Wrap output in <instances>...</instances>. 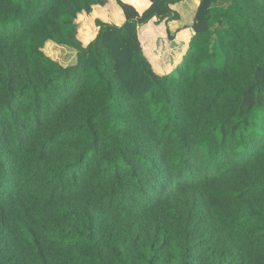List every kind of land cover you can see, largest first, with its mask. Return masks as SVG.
Instances as JSON below:
<instances>
[{
    "label": "trees",
    "instance_id": "obj_1",
    "mask_svg": "<svg viewBox=\"0 0 264 264\" xmlns=\"http://www.w3.org/2000/svg\"><path fill=\"white\" fill-rule=\"evenodd\" d=\"M115 1L0 0V264H264V0H198L166 76L184 0Z\"/></svg>",
    "mask_w": 264,
    "mask_h": 264
},
{
    "label": "crops",
    "instance_id": "obj_2",
    "mask_svg": "<svg viewBox=\"0 0 264 264\" xmlns=\"http://www.w3.org/2000/svg\"><path fill=\"white\" fill-rule=\"evenodd\" d=\"M123 1L129 5H132L140 14L145 12L151 6L150 0ZM199 6L200 1L198 0H184L181 3L172 6V9L178 12V14L180 15V20L163 22L157 25L155 23L156 19H154L147 25L139 27V38L140 30L143 27H153L159 29V37L154 44H151L150 52H146L144 50L142 41L140 39L144 53L152 64L154 71L158 75L166 76L172 73L182 62L183 57L189 48L191 38L194 35L192 25L194 23V19ZM96 11H98V16H94V13ZM83 15H85L86 17H91L93 21H95L96 19H100L105 23L117 26H122L126 22L125 15L115 0H107V4L105 6H94L93 13L91 15ZM95 29L97 31L94 38L96 37L99 30L96 27ZM168 30L170 32V35L172 36V39L169 38ZM63 48L69 49L68 47Z\"/></svg>",
    "mask_w": 264,
    "mask_h": 264
},
{
    "label": "rangeland",
    "instance_id": "obj_3",
    "mask_svg": "<svg viewBox=\"0 0 264 264\" xmlns=\"http://www.w3.org/2000/svg\"><path fill=\"white\" fill-rule=\"evenodd\" d=\"M89 19L91 20L92 24L94 25V21L91 19V17H89ZM54 50L56 53L52 56H49L46 53L45 54L47 56H49L50 58H52L54 61H57L58 63H60L64 67L72 66L76 63L77 53L73 49H70V48L65 49L61 46L56 45Z\"/></svg>",
    "mask_w": 264,
    "mask_h": 264
}]
</instances>
